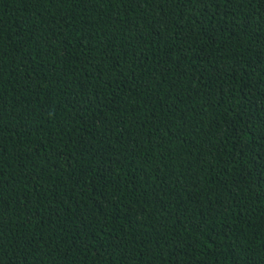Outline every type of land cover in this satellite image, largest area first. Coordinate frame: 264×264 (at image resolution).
<instances>
[{"label": "trees", "instance_id": "1", "mask_svg": "<svg viewBox=\"0 0 264 264\" xmlns=\"http://www.w3.org/2000/svg\"><path fill=\"white\" fill-rule=\"evenodd\" d=\"M0 264H264V0H0Z\"/></svg>", "mask_w": 264, "mask_h": 264}, {"label": "snow or ice", "instance_id": "2", "mask_svg": "<svg viewBox=\"0 0 264 264\" xmlns=\"http://www.w3.org/2000/svg\"><path fill=\"white\" fill-rule=\"evenodd\" d=\"M193 2H195V0H193Z\"/></svg>", "mask_w": 264, "mask_h": 264}]
</instances>
